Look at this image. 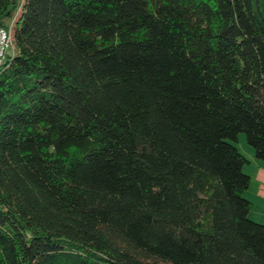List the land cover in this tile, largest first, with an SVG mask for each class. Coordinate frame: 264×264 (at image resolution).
Masks as SVG:
<instances>
[{
	"label": "trees",
	"instance_id": "obj_1",
	"mask_svg": "<svg viewBox=\"0 0 264 264\" xmlns=\"http://www.w3.org/2000/svg\"><path fill=\"white\" fill-rule=\"evenodd\" d=\"M0 264H264V0H0Z\"/></svg>",
	"mask_w": 264,
	"mask_h": 264
},
{
	"label": "crops",
	"instance_id": "obj_2",
	"mask_svg": "<svg viewBox=\"0 0 264 264\" xmlns=\"http://www.w3.org/2000/svg\"><path fill=\"white\" fill-rule=\"evenodd\" d=\"M239 148L250 159L245 167V171L251 176L249 188L245 191V196L253 204L250 215L253 219L264 223V163L255 159L252 148L248 146Z\"/></svg>",
	"mask_w": 264,
	"mask_h": 264
},
{
	"label": "built area",
	"instance_id": "obj_3",
	"mask_svg": "<svg viewBox=\"0 0 264 264\" xmlns=\"http://www.w3.org/2000/svg\"><path fill=\"white\" fill-rule=\"evenodd\" d=\"M12 46V33L11 29L0 28V64L5 56L6 50Z\"/></svg>",
	"mask_w": 264,
	"mask_h": 264
},
{
	"label": "rangeland",
	"instance_id": "obj_4",
	"mask_svg": "<svg viewBox=\"0 0 264 264\" xmlns=\"http://www.w3.org/2000/svg\"><path fill=\"white\" fill-rule=\"evenodd\" d=\"M239 147H243L244 148V146H248V147H250V148H252L250 145H249V143L247 142V138H246V134L245 133H241L240 134V139H239V142H238V144H237ZM246 167V166H245Z\"/></svg>",
	"mask_w": 264,
	"mask_h": 264
}]
</instances>
